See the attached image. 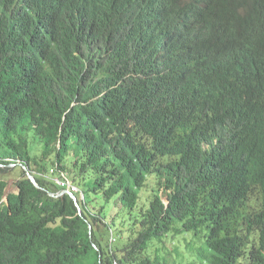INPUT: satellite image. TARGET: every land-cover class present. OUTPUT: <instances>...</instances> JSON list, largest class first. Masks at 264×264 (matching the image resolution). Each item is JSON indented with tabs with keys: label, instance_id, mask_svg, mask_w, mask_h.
I'll return each instance as SVG.
<instances>
[{
	"label": "trees",
	"instance_id": "1",
	"mask_svg": "<svg viewBox=\"0 0 264 264\" xmlns=\"http://www.w3.org/2000/svg\"><path fill=\"white\" fill-rule=\"evenodd\" d=\"M15 168L0 264H264V0H0Z\"/></svg>",
	"mask_w": 264,
	"mask_h": 264
},
{
	"label": "water",
	"instance_id": "2",
	"mask_svg": "<svg viewBox=\"0 0 264 264\" xmlns=\"http://www.w3.org/2000/svg\"><path fill=\"white\" fill-rule=\"evenodd\" d=\"M11 166H13V165H11ZM20 167L26 172L27 178L32 183V185L34 187H36V188H39V186L35 182L33 176L29 173L28 169L24 165H22V164H20ZM61 194H67L71 198V200L74 202L75 206L78 207L77 199H76V197L71 192H69L67 190H64ZM51 196H53V195H51Z\"/></svg>",
	"mask_w": 264,
	"mask_h": 264
},
{
	"label": "rangeland",
	"instance_id": "3",
	"mask_svg": "<svg viewBox=\"0 0 264 264\" xmlns=\"http://www.w3.org/2000/svg\"><path fill=\"white\" fill-rule=\"evenodd\" d=\"M19 172H20V169L15 168L14 170L7 171L4 174L0 175V179H5V180L17 179L19 177ZM163 201L166 203L165 198H163Z\"/></svg>",
	"mask_w": 264,
	"mask_h": 264
},
{
	"label": "built area",
	"instance_id": "4",
	"mask_svg": "<svg viewBox=\"0 0 264 264\" xmlns=\"http://www.w3.org/2000/svg\"><path fill=\"white\" fill-rule=\"evenodd\" d=\"M58 184H59L61 187L64 186V185H63L62 183H60V182H58ZM66 187L69 188L71 192H77V189H75L74 187H70V186H66Z\"/></svg>",
	"mask_w": 264,
	"mask_h": 264
},
{
	"label": "clouds",
	"instance_id": "5",
	"mask_svg": "<svg viewBox=\"0 0 264 264\" xmlns=\"http://www.w3.org/2000/svg\"><path fill=\"white\" fill-rule=\"evenodd\" d=\"M67 186H68V185H67ZM70 187H72V186H70ZM75 189H76V188H75ZM67 191L71 192L69 188H67ZM71 193H72V192H71Z\"/></svg>",
	"mask_w": 264,
	"mask_h": 264
}]
</instances>
